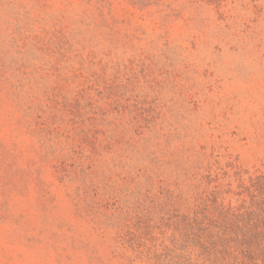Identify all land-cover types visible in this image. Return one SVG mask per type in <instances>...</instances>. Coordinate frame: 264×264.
<instances>
[{"label": "rangeland", "instance_id": "obj_1", "mask_svg": "<svg viewBox=\"0 0 264 264\" xmlns=\"http://www.w3.org/2000/svg\"><path fill=\"white\" fill-rule=\"evenodd\" d=\"M263 207L264 0H0V264H264Z\"/></svg>", "mask_w": 264, "mask_h": 264}, {"label": "trees", "instance_id": "obj_2", "mask_svg": "<svg viewBox=\"0 0 264 264\" xmlns=\"http://www.w3.org/2000/svg\"><path fill=\"white\" fill-rule=\"evenodd\" d=\"M252 214L255 215V212H253ZM256 216H257L256 222H254V225L252 227H250L251 230H247V229H250V228H247L246 231L242 232L241 240L243 242H245L246 244L253 243V241H255V240H259V242H260V239H263L261 237H264V207L262 208V212H257ZM238 218H239V215L236 214L231 207L224 208L222 213H221V219L225 223L226 228H230V227L235 226V225L237 227V224H235V223H236V221L239 220ZM188 221H191V223H190L191 226H192V224H194V225L198 226L199 228L205 227L203 219H200V217L198 215H195L194 218L189 217ZM260 226H262L263 228H260ZM241 230H243V229H241ZM249 232L251 234H249ZM221 239H222L223 243H225L224 244L225 245V251L229 254H232L234 257V258H230V260L227 261L225 264H239L238 258L235 255L236 250L234 248H232L231 244H230V241L232 239L231 234H225L224 236H221ZM259 246H260L261 254H264V245L260 243ZM247 255L251 259V257L254 256L253 249H248ZM240 263L241 264H249V262H247V261H242Z\"/></svg>", "mask_w": 264, "mask_h": 264}]
</instances>
